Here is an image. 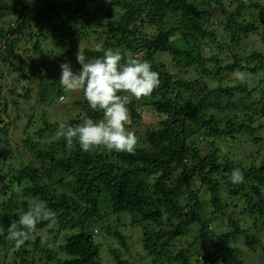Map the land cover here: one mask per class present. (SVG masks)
I'll return each instance as SVG.
<instances>
[{"label":"trees","instance_id":"16d2710c","mask_svg":"<svg viewBox=\"0 0 264 264\" xmlns=\"http://www.w3.org/2000/svg\"><path fill=\"white\" fill-rule=\"evenodd\" d=\"M228 1L55 0L31 15L32 0H0V15L15 13L18 23L0 27V264H102L103 246L110 264H244L239 243L257 251L260 233L250 226L264 227V146L235 161L218 145L264 141L258 136L264 128V0H239L233 9ZM55 16L60 21L49 23ZM45 27L60 35L62 51L44 47ZM253 36L261 39L250 50ZM98 47L148 61L159 73V87L127 105L126 127L138 137L135 154L85 152L61 136L47 140L62 122L103 119L82 90L74 116L54 119L67 96L60 65L70 62L79 71V49L94 59L103 56ZM236 71L245 79L235 81ZM145 109L160 120L139 124ZM24 121V129L35 124L24 139L34 159L13 165L9 130L12 124L20 130ZM236 168L244 174L241 184L230 181ZM38 202L55 217L38 223L17 248L7 229ZM121 214L140 230V252L120 229ZM219 223L225 230H217ZM190 228L196 235L178 249ZM198 236L203 243L196 250Z\"/></svg>","mask_w":264,"mask_h":264},{"label":"clouds","instance_id":"9594fccd","mask_svg":"<svg viewBox=\"0 0 264 264\" xmlns=\"http://www.w3.org/2000/svg\"><path fill=\"white\" fill-rule=\"evenodd\" d=\"M15 21L11 27H17ZM9 28V27H8ZM5 49L4 44L0 49ZM103 56L86 59L80 49L76 55L80 70L73 71L70 62L60 65V84L65 93L83 91L90 108L102 111L103 119L93 121L85 119L76 126L60 124L59 136L63 137L69 147L79 144L81 150L91 152L99 148L109 151L135 154L138 137L127 129L130 113L127 105L131 98L139 100L150 96L160 85L159 73L152 70L148 61L136 58L124 59L119 51L97 49ZM243 80L245 74L233 73ZM65 97H61L64 100ZM230 181L233 184L244 182V174L236 168L232 171ZM55 217V212L45 202L29 205L26 212L19 216L18 222H12L7 229V239L21 247L36 230V225Z\"/></svg>","mask_w":264,"mask_h":264},{"label":"rangeland","instance_id":"374dc122","mask_svg":"<svg viewBox=\"0 0 264 264\" xmlns=\"http://www.w3.org/2000/svg\"><path fill=\"white\" fill-rule=\"evenodd\" d=\"M54 2L55 0H41V2H36L32 0V4L29 7V14L33 15L36 12H43V4L44 2ZM239 3V0H230L227 2V6L231 9H233L235 7V5H237ZM13 15H15V13H13ZM13 15H9V16H2L0 15V27H4V28H8L9 26H11L13 23H15V20L13 19ZM13 19V20H12ZM215 19L217 20V22H221L222 21V15L218 14L216 15ZM60 21L59 17L55 16L52 19V22L49 23H54V25ZM48 22V21H47ZM217 25V23H216ZM215 25V26H216ZM52 26V25H51ZM218 27V25H217ZM45 29V30H44ZM43 29V31L45 32V37L47 39L46 43H43L44 47L49 49V50H54L55 53H58L60 51H62L65 47L64 45H61L59 43L60 39V35H58V33H54L56 32V30L54 31L46 29V27ZM53 32V33H52ZM46 33L48 35H46ZM261 37H252L250 41H248L247 43L249 44L250 50L252 48H254L255 44H257L258 42H260ZM258 40V42H257ZM238 51V49H237ZM205 53H208L207 50H205ZM217 53V52H216ZM4 71L7 72L6 67H4ZM235 81L239 82L242 81L241 79H237L234 76L232 77ZM245 79V78H244ZM247 84H249L251 87H255L257 85V82H255L251 77L246 79ZM8 96V93H7ZM11 98V97H10ZM82 99V93L81 91L78 92H72V93H67V96L65 97L64 103L61 105L62 107H60V105L56 110V115H54V119L57 120H63L65 119L68 115H66V113H70L72 116H74V112L76 111L75 108V103L80 101ZM61 100V98L59 99V101ZM57 106V105H56ZM143 113V119L142 121L139 123L141 125H150V124H154L155 122L159 121V118H156L152 113L148 112V109H145ZM61 113V114H59ZM38 125V124H37ZM27 126V121H24V125H21L20 130L16 131L13 130V127H16L15 124L11 125V129L9 130V135L8 138L12 143V148L11 149H7L8 154L10 155V153H12V157H10L9 159L11 160L12 164L15 165L17 163H21L23 164V166H26L27 164H29L34 157L31 155L30 151L28 150V148H26L24 146V139L25 137V131L27 133H32L34 131L35 128V124L31 123L30 127L27 129H24V127ZM141 130V129H140ZM60 129H58V131H56L50 138H48V142H51L55 139H57L58 137H60L58 135ZM24 132V133H23ZM259 138H264V128L258 133ZM221 151V154H231V158H234L235 161L237 160H243L246 156L242 155V154H255L257 153L258 150H261L264 146V141L261 144V146H259L258 144H253L252 141L248 140V138H244L241 141H238L236 143H232V144H227L226 146H222L221 144L218 145ZM210 149V148H209ZM11 150V152H10ZM252 152V153H251ZM233 155V157H232ZM19 185L18 183H15V185L13 186V189H18ZM195 188L199 189V182L196 180L195 181ZM204 215L210 214V210L206 209L203 212ZM121 219V227L120 229L126 233L132 243H133V250L134 253L136 252H140L141 248V244H139V240H140V230L137 228H133L130 224H131V218L128 214H121L120 216ZM114 220V219H113ZM113 220H110V222L112 224ZM215 224L218 223L214 222ZM221 226V227H220ZM212 231L215 230V226H212ZM225 230V224L224 223H219L217 230ZM246 228L248 229V224H246ZM251 229H256L258 230V232L260 233V235L258 234L260 240V247L257 249V251L252 252L250 249H248L245 245L244 242H240L239 246L241 248V259L243 261L244 264H264V227L262 229H258L256 227L250 226ZM196 230L190 228L187 230V233L185 235H183L181 237V239L178 241L177 243V248H186L187 247V240H189L190 238H192V236L196 235L195 232ZM254 231V230H253ZM96 232V231H95ZM94 232V233H95ZM96 235H100L101 231L99 230V232L95 233ZM101 236V235H100ZM101 238V237H100ZM203 243V239L202 236H198V241H195L194 244V248L197 250L200 245ZM105 244V243H104ZM175 248V247H174ZM101 258H102V264H110L109 262V257H108V253H107V247L103 246L102 249V254H101Z\"/></svg>","mask_w":264,"mask_h":264}]
</instances>
